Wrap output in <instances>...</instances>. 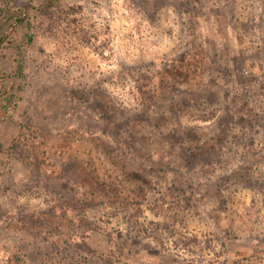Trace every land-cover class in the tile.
Segmentation results:
<instances>
[{"label": "rangeland", "instance_id": "374dc122", "mask_svg": "<svg viewBox=\"0 0 264 264\" xmlns=\"http://www.w3.org/2000/svg\"><path fill=\"white\" fill-rule=\"evenodd\" d=\"M43 6L23 76L0 48V264H264V0Z\"/></svg>", "mask_w": 264, "mask_h": 264}, {"label": "trees", "instance_id": "16d2710c", "mask_svg": "<svg viewBox=\"0 0 264 264\" xmlns=\"http://www.w3.org/2000/svg\"><path fill=\"white\" fill-rule=\"evenodd\" d=\"M237 3L241 2L242 0H234ZM59 0H44V6L43 8H52L58 4ZM31 9V0H7V6H6V18L4 20L0 19V48L3 47L5 44H15V37H14V29L17 27H23L26 28L24 32V37L21 39L20 43L15 46H17V49L19 48L20 50V57L16 58V64H15V72L19 76H23L26 68V62H25V51L29 49L30 42L33 40V34L31 32L32 30V18L33 15L30 12ZM247 21V20H246ZM249 23V22H248ZM243 25H247L245 22H242ZM251 27H255L254 25H250ZM249 26V27H250ZM261 45V46H260ZM27 46V47H26ZM264 47V42L262 44H259L255 46V49L251 51L250 55H246L245 57L251 58L254 60V64L259 65L257 60L262 59L264 57L263 49ZM232 57V56H231ZM229 57V59H231ZM264 63V61H262ZM251 65V64H250ZM262 64H260L261 66ZM256 66V65H255ZM260 66H258V70L260 72L259 76V86L264 88V73L260 70ZM262 74V75H261ZM4 77L0 75V79H3ZM251 82H246V85H243L242 90H247V92H250L251 90ZM9 87H12V83H9ZM245 88V89H244ZM4 93H0L1 95V104H5L6 102L9 103L12 100L13 94L10 90H4ZM264 106V105H263ZM258 116L257 113H254L252 117L256 118ZM260 116V117H259ZM258 118L256 119H251L250 125H260L263 115H259ZM257 120V121H256ZM246 120V124L249 125V121ZM244 176L248 178V169H245V172H243Z\"/></svg>", "mask_w": 264, "mask_h": 264}]
</instances>
